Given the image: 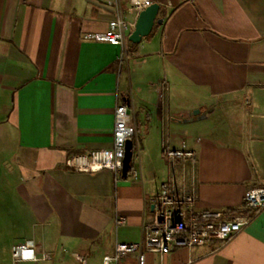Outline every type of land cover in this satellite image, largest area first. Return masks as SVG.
<instances>
[{"label":"crops","instance_id":"1","mask_svg":"<svg viewBox=\"0 0 264 264\" xmlns=\"http://www.w3.org/2000/svg\"><path fill=\"white\" fill-rule=\"evenodd\" d=\"M152 2L162 23L120 62L119 46L87 36L114 17L100 0H0V264L31 237L50 258L26 264H102L117 242L142 240L170 177L203 210L237 209L264 186V0ZM118 103L137 140L131 174L68 170L69 154L112 146ZM183 143L192 160L164 156ZM145 262L264 264V209L229 240Z\"/></svg>","mask_w":264,"mask_h":264},{"label":"built area","instance_id":"2","mask_svg":"<svg viewBox=\"0 0 264 264\" xmlns=\"http://www.w3.org/2000/svg\"><path fill=\"white\" fill-rule=\"evenodd\" d=\"M113 8L114 17L108 22L103 32L87 36L99 42H107L120 47L118 60L121 62L128 52V36L134 29L135 21L124 15L122 0H100ZM128 10L136 14L152 3V0H128ZM135 137V130L130 122L128 106L118 103L114 109L113 143L109 148H99L88 153L69 154L64 166L75 172L111 171L115 178L121 176L125 144ZM163 154L170 160H192L194 151L184 143L180 148L165 147ZM133 171V170H132ZM131 171V172H132ZM136 176V172L133 173ZM264 209V186L248 189L242 204L237 209L203 210L196 208V197L187 191L174 177L163 181L158 192L151 198L150 220L143 224V238L136 243L117 242L111 254L102 258V264H121L128 256L135 254L137 264H146L145 252L167 253L177 246L188 248L203 246L216 241H226L235 236ZM117 225L124 224L126 218L117 216ZM39 243L31 237L16 243L11 248L12 264L37 263L47 260L50 255L37 253ZM82 264L86 260L81 258Z\"/></svg>","mask_w":264,"mask_h":264},{"label":"water","instance_id":"3","mask_svg":"<svg viewBox=\"0 0 264 264\" xmlns=\"http://www.w3.org/2000/svg\"><path fill=\"white\" fill-rule=\"evenodd\" d=\"M160 5L157 2H152L149 6L141 10L136 18L135 26L128 36V40L133 44H138L140 41L149 36L156 24H161L163 19L159 17ZM195 110L192 114H195ZM133 142L128 139L125 144V156L123 158V167L121 176L127 178V174L132 167L131 161L133 156Z\"/></svg>","mask_w":264,"mask_h":264},{"label":"rangeland","instance_id":"4","mask_svg":"<svg viewBox=\"0 0 264 264\" xmlns=\"http://www.w3.org/2000/svg\"><path fill=\"white\" fill-rule=\"evenodd\" d=\"M135 156H138V154L136 153ZM135 156H134V157H135ZM141 156L145 157V153H141ZM134 161H135V159H134ZM136 162H137V158H136ZM152 170H153V171H154V170L157 171L156 169H151V171H152ZM156 174H157V172L153 173L152 176H154V180H155V181H158V182H159V181H160V177L158 178V176H156ZM157 175H158V174H157Z\"/></svg>","mask_w":264,"mask_h":264},{"label":"trees","instance_id":"5","mask_svg":"<svg viewBox=\"0 0 264 264\" xmlns=\"http://www.w3.org/2000/svg\"><path fill=\"white\" fill-rule=\"evenodd\" d=\"M132 142H133V149H134L135 146L137 145V140H136L135 137L132 139ZM132 162H133V160L131 161V164H132ZM132 170H133V165H132L131 169L129 170V172H128V174H127V177L131 174V171H132Z\"/></svg>","mask_w":264,"mask_h":264}]
</instances>
